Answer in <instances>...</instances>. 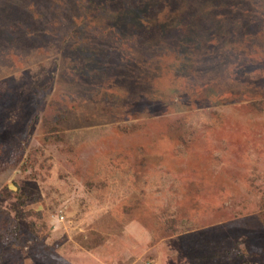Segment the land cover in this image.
Masks as SVG:
<instances>
[{
    "label": "rangeland",
    "instance_id": "obj_1",
    "mask_svg": "<svg viewBox=\"0 0 264 264\" xmlns=\"http://www.w3.org/2000/svg\"><path fill=\"white\" fill-rule=\"evenodd\" d=\"M0 264H264V0H0Z\"/></svg>",
    "mask_w": 264,
    "mask_h": 264
}]
</instances>
